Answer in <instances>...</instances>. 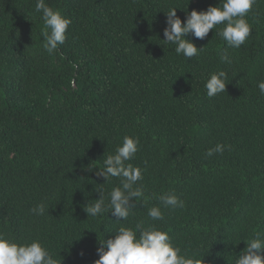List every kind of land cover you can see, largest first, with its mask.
<instances>
[{"label":"trees","instance_id":"trees-1","mask_svg":"<svg viewBox=\"0 0 264 264\" xmlns=\"http://www.w3.org/2000/svg\"><path fill=\"white\" fill-rule=\"evenodd\" d=\"M45 2L71 20L53 53L36 0H0V232L40 240L61 264H94L120 226L154 223L182 252L208 248L204 264H235L264 235V0L247 13L251 34L239 48L218 35L221 24L202 40L186 36L203 49L189 59L163 41L166 12L177 8L183 23L223 0ZM219 70L225 92L208 97ZM126 135L140 140L128 163L145 169V196L126 221L87 217L96 191L119 184L98 185L96 172ZM217 143L223 153L207 157ZM167 192L184 208L151 221L148 209ZM40 203L47 211L34 215Z\"/></svg>","mask_w":264,"mask_h":264},{"label":"clouds","instance_id":"clouds-1","mask_svg":"<svg viewBox=\"0 0 264 264\" xmlns=\"http://www.w3.org/2000/svg\"><path fill=\"white\" fill-rule=\"evenodd\" d=\"M256 0H223L221 6H209L206 11L193 9L187 13L182 23L176 15L177 8L166 12L164 40L175 45V52L186 58H192L202 51V48L186 39L191 33L198 39H204L209 31L217 25L224 27L218 32L228 46L239 48L251 34V25L245 19ZM35 11L42 14L44 30L41 35L46 40L44 47L53 53L66 39V30L71 20L66 18L58 9L46 4L45 0H36ZM221 62L231 65L232 60L225 52L220 56ZM227 73L219 70L211 73L205 83L208 97H214L225 92ZM261 95H264V81L258 82ZM139 137L124 136L122 144L114 154L103 159V166L96 172L104 179L103 185L109 178H118L119 184L110 191L100 188L99 198L95 203L86 204L83 208L87 217L96 218L105 211L111 212L118 221H126L133 212L135 202L145 196L143 180L145 169L136 167L129 161L133 160L139 150ZM225 145L217 143L206 152L207 157L222 154ZM92 168H88L91 171ZM160 204L148 209L147 216L151 221H163V209H183L184 201L175 193L167 192L158 197ZM34 215L43 216L47 207L44 203L37 204L30 209ZM208 250V248H207ZM189 253L176 246L168 234L154 223L146 226L138 223L135 226H120L114 238L103 239L96 249L99 259L94 264H204L203 256L207 252ZM82 254V253H81ZM0 264H61V260L54 258L47 247L40 240L30 243H18L0 232ZM235 264H264V235L254 234L246 248L235 259Z\"/></svg>","mask_w":264,"mask_h":264}]
</instances>
